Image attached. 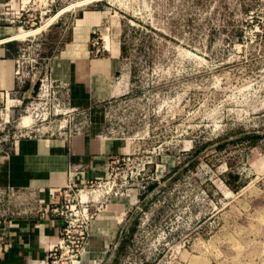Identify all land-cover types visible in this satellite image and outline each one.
<instances>
[{
	"label": "rangeland",
	"instance_id": "1",
	"mask_svg": "<svg viewBox=\"0 0 264 264\" xmlns=\"http://www.w3.org/2000/svg\"><path fill=\"white\" fill-rule=\"evenodd\" d=\"M22 1L11 4L23 7L22 24H7L16 33L57 13L51 24L65 13H101L88 44H106L107 35L124 63L102 131L120 150L102 175L58 187L47 216L37 188L7 201L15 213L7 222L63 223L37 264H264V0ZM47 28L19 41L35 42ZM27 103L0 110L8 147L25 134L24 117L33 122ZM58 125L22 139L54 138Z\"/></svg>",
	"mask_w": 264,
	"mask_h": 264
},
{
	"label": "crops",
	"instance_id": "2",
	"mask_svg": "<svg viewBox=\"0 0 264 264\" xmlns=\"http://www.w3.org/2000/svg\"><path fill=\"white\" fill-rule=\"evenodd\" d=\"M14 1L0 0V6ZM101 24V13H65L48 26L43 37L22 43L19 40L24 39L12 38L16 34L14 27L0 22V107L7 93L24 101L35 93L29 78L15 76L17 62L30 47L35 50L37 65L68 87L70 105L86 111L91 123L81 135L69 137L65 133L54 138L51 135L19 140L8 159L0 160V187L37 188L45 192L44 206L50 208L51 198L59 196L58 187H77L89 178L101 176L105 159L119 152V146L103 136V111L119 90L114 81L124 63L119 45L112 48L104 43L97 47L88 44L93 32L102 30ZM93 52L103 54L97 57ZM50 217L6 222L0 228V264H37L46 259L63 225L61 220Z\"/></svg>",
	"mask_w": 264,
	"mask_h": 264
},
{
	"label": "built area",
	"instance_id": "3",
	"mask_svg": "<svg viewBox=\"0 0 264 264\" xmlns=\"http://www.w3.org/2000/svg\"><path fill=\"white\" fill-rule=\"evenodd\" d=\"M20 3L22 5L23 1L20 0ZM10 10L12 12H9ZM23 12L24 9L22 6L20 9L13 11V7L10 3L1 5L0 22L8 25L22 24ZM58 15L59 14L57 13V16ZM93 34L95 33L93 32ZM28 49L29 50H27V54L34 55V58L30 61L29 65H25V62L22 60L18 61L15 76L17 79H20L21 77H27L34 83L35 93L33 96H30L25 100L28 101V103L24 111L25 113L30 112V115H33V122H31L30 125H22L21 128L24 129L25 134L18 137H12V142L10 143L9 147L7 146V140L2 139L0 141L1 161L8 158L11 150L18 144L20 139L24 137L31 138L30 135L32 133L38 132V125L50 124L52 121H57L59 123L56 129L57 135L64 136L65 133H67L69 137L83 134L87 129H89L91 125L86 111L79 110L70 105L68 87L52 79L45 67L37 65L36 56L34 53L35 50L30 49V47ZM6 97L7 100L4 105L0 107V110L5 109L9 111L11 108H20L24 103V100H17L14 97H10L8 93L6 94ZM9 103L10 105H8ZM11 112L12 116H14L15 110H12ZM57 117L60 118L58 120H53ZM9 123L10 122L8 120L4 121V127H6V125ZM76 124H80L81 127L78 128ZM22 189L13 187H0V228L7 222L8 216L15 214L8 207V199L19 198L21 196L20 191ZM36 207H38L39 210L45 212L46 216L48 215V212L51 211L50 208L45 207L44 205L39 204ZM2 248L3 246L1 247L0 244V252L2 251Z\"/></svg>",
	"mask_w": 264,
	"mask_h": 264
},
{
	"label": "bare ground",
	"instance_id": "4",
	"mask_svg": "<svg viewBox=\"0 0 264 264\" xmlns=\"http://www.w3.org/2000/svg\"><path fill=\"white\" fill-rule=\"evenodd\" d=\"M92 0H84V1H81V2H78L77 5H82V4H86V3H89L91 2ZM75 5V4H74ZM64 11V10H63ZM61 13V12H60ZM59 14V13H58ZM57 17V14L54 15L53 17H51L50 19L47 20V22L45 24H43L41 27L37 28V29H34V30H30V31H23V32H20V33H16L12 36L13 39H24L26 37H29V36H32L34 34H37L38 32H40L41 30L47 28L54 20L55 18ZM105 37V42H106V46L110 47V43H109V37L107 35L104 36ZM30 117H24L23 119V123L25 125H27L29 122H30ZM85 196V195H84ZM86 197V196H85ZM84 197V198H85ZM83 198V199H84ZM86 199V198H85ZM118 211V210H117ZM120 223V219H117V218H114L111 222H110V227L105 230V233L104 235L106 237H109V238H112L115 234V230L118 226V224Z\"/></svg>",
	"mask_w": 264,
	"mask_h": 264
}]
</instances>
